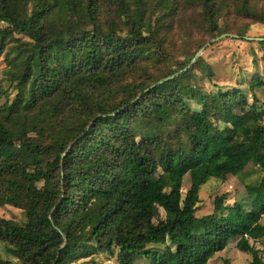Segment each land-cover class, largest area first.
Segmentation results:
<instances>
[{
    "label": "trees",
    "instance_id": "trees-1",
    "mask_svg": "<svg viewBox=\"0 0 264 264\" xmlns=\"http://www.w3.org/2000/svg\"><path fill=\"white\" fill-rule=\"evenodd\" d=\"M243 18L264 25V0H0V207L25 215L22 226L0 217L13 258L0 264H96L78 261L99 253L208 264L236 239L259 264L264 177L232 205L215 197L200 219L196 184L181 202L149 193L159 173L174 189L186 175L225 182L250 164L264 173V124L249 127L264 117L258 71L247 91L209 92L215 74L199 57L147 91L209 41L243 38L231 24ZM196 32L203 41L176 42Z\"/></svg>",
    "mask_w": 264,
    "mask_h": 264
},
{
    "label": "rangeland",
    "instance_id": "rangeland-1",
    "mask_svg": "<svg viewBox=\"0 0 264 264\" xmlns=\"http://www.w3.org/2000/svg\"><path fill=\"white\" fill-rule=\"evenodd\" d=\"M233 28L241 27L243 29L244 37L251 39H260L264 41V25L253 22L251 19H241L237 24L231 23ZM196 32L192 38L188 39L184 35H180L176 39L177 43L182 41H196L202 39V34ZM234 37V36H233ZM243 37V38H244ZM215 40V39H213ZM213 40L205 44L207 46ZM258 41H247L242 38H232L230 36L218 40L205 48L199 57L205 61V63L211 67L215 74L212 84H206L209 92H216L217 89L226 91L232 88L241 87L242 90L247 91L249 83L251 82L254 72L258 71L264 81L263 63L261 58L263 52ZM203 46V47H205ZM202 47V48H203ZM201 48V49H202ZM253 55L257 59V66H254ZM257 67V68H256ZM5 66L0 58V84L3 82L2 72ZM13 92L10 91L8 96L3 101H10ZM249 105L252 103L250 93H247ZM256 96L260 101L264 100V89L257 90ZM193 111H199L194 104H190ZM247 112V108L237 111L236 116L240 117ZM260 124H264V117L261 122H251L249 124L250 131H254ZM33 160H30V163ZM264 177V173L260 171L254 164L248 165L237 176H229L225 182L217 180H210L206 183H201L199 178L190 177L186 175L183 179L181 188L174 189V186L167 185L161 180V173L158 174V180H156L154 186L150 189V195H156L157 193H170L175 192V197L181 202L185 196V193L189 190L192 184H196L199 187V204L197 205V211L195 217L200 219L210 215L213 211L212 202L215 197H220L226 194V204L232 205L234 202L239 201L242 197L247 196L246 189L248 187H254L258 185L261 179ZM0 217L6 220H12L23 225L25 215L16 209L11 207H0ZM259 223L264 225V217L260 218ZM246 231H243L245 236ZM252 243V241L250 242ZM237 239L230 241L225 251L218 253L208 264H251L252 256L248 253H242L236 249ZM254 247L258 250L259 264H264V239L254 243ZM113 252L118 253V249L114 248ZM0 255L6 259L13 258L7 253V251L0 246ZM93 260L96 264H115V261L109 254L99 253L93 258L78 261V263L91 262ZM110 261V263L107 262ZM138 264H148L141 261Z\"/></svg>",
    "mask_w": 264,
    "mask_h": 264
},
{
    "label": "water",
    "instance_id": "water-1",
    "mask_svg": "<svg viewBox=\"0 0 264 264\" xmlns=\"http://www.w3.org/2000/svg\"><path fill=\"white\" fill-rule=\"evenodd\" d=\"M226 37H228V35H222V36H220L219 38H217V39H215V40H213L212 42H210V44H212V43H214V42H216V41H218V40H221V39H223V38H226ZM242 39H244V40H247V41H254V40H256V41H260V39H251V38H246V37H244V38H242ZM210 44H208L207 46H209ZM207 46H205V47H203L202 49H200L199 51H198V53L195 55V57L193 58V60L191 61V63H190V65L189 66H187L185 69H183L182 71H180V72H178V73H176V74H174V75H172V76H169V77H167V78H165V79H163V80H161V81H159L158 83H156L155 85H153V86H151L150 88H148V90L147 91H149L150 89H152L153 87H156L157 85H160V84H162V83H164V82H166V81H170V80H172V79H174L175 77H178L179 75H181V74H184L195 62H196V60L199 58V56L202 54V52L205 50V48L207 47ZM65 239V238H64Z\"/></svg>",
    "mask_w": 264,
    "mask_h": 264
}]
</instances>
